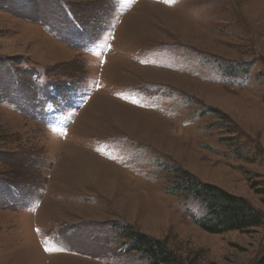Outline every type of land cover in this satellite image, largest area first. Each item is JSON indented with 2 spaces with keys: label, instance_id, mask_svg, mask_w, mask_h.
I'll return each mask as SVG.
<instances>
[{
  "label": "rangeland",
  "instance_id": "obj_1",
  "mask_svg": "<svg viewBox=\"0 0 264 264\" xmlns=\"http://www.w3.org/2000/svg\"><path fill=\"white\" fill-rule=\"evenodd\" d=\"M174 165L262 224L211 234ZM166 168V169H165ZM264 256V0H0V264Z\"/></svg>",
  "mask_w": 264,
  "mask_h": 264
},
{
  "label": "trees",
  "instance_id": "obj_2",
  "mask_svg": "<svg viewBox=\"0 0 264 264\" xmlns=\"http://www.w3.org/2000/svg\"><path fill=\"white\" fill-rule=\"evenodd\" d=\"M170 170L168 193L183 200L196 202L203 210L194 223L211 234L244 231L262 224L261 216L243 198L197 180L187 170L177 166H165ZM165 168V169H166ZM129 252H136L144 264H190L168 249L163 241L154 239L124 224L114 229ZM257 264H264V256Z\"/></svg>",
  "mask_w": 264,
  "mask_h": 264
}]
</instances>
